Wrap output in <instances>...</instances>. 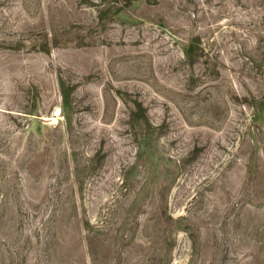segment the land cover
Listing matches in <instances>:
<instances>
[{
    "label": "rangeland",
    "instance_id": "obj_1",
    "mask_svg": "<svg viewBox=\"0 0 264 264\" xmlns=\"http://www.w3.org/2000/svg\"><path fill=\"white\" fill-rule=\"evenodd\" d=\"M0 264H264V0H0Z\"/></svg>",
    "mask_w": 264,
    "mask_h": 264
}]
</instances>
